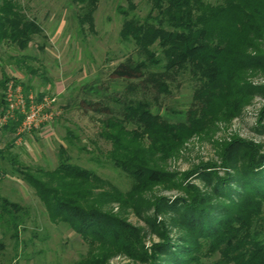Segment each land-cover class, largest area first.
<instances>
[{"label":"trees","instance_id":"trees-1","mask_svg":"<svg viewBox=\"0 0 264 264\" xmlns=\"http://www.w3.org/2000/svg\"><path fill=\"white\" fill-rule=\"evenodd\" d=\"M73 1L81 5L80 25L92 29L99 0ZM146 2L142 18L131 14L136 9L131 2L128 9H119L120 39L133 45L136 58L120 62L112 75L140 79L164 95L186 76L193 83V107L185 119L169 122L152 112L144 96L116 100L117 113L100 102H87L106 115L98 136L110 145L108 160L132 180L129 190L122 192L93 170L71 163L63 148L54 169H37V176L21 171L23 178L50 220L69 226L87 245L77 264H108L116 256L139 264H264V151L259 145L241 138L224 144L222 176L210 170L216 166L209 163L181 174L163 169V161L175 156L188 139L205 136L215 120L228 119L254 93L247 78L264 69L250 54L264 29V0ZM41 35L42 28L19 0H0V44L23 51ZM8 79L3 74L2 87ZM191 177L205 181L210 191L186 182ZM154 187L175 188L182 196L143 200ZM111 203L133 210L159 242L146 247L144 229L112 212ZM18 209L1 200L0 221L6 216L15 236ZM169 212L174 214L171 225L181 232L176 238L170 237L164 221L156 223L157 215Z\"/></svg>","mask_w":264,"mask_h":264},{"label":"rangeland","instance_id":"rangeland-1","mask_svg":"<svg viewBox=\"0 0 264 264\" xmlns=\"http://www.w3.org/2000/svg\"><path fill=\"white\" fill-rule=\"evenodd\" d=\"M19 2L40 25L43 36H34L23 51L0 44V203L7 199L19 207L15 213L17 236L12 226L5 223L6 216L0 221V264H77L87 253V245L69 226L50 220L48 210L21 171L37 176V169H54L63 148L71 163L93 170L122 192L129 190L132 180L108 160L110 145L98 136L106 115L94 111L87 102H100L117 113L120 105L116 100L144 96L153 113L178 123L193 107V83L186 76L179 78L172 84L171 93L164 95L145 87L146 82L140 79L124 80L112 75L120 62L136 58L133 45L120 39L123 16L119 9H128L131 2L136 6L131 14L142 18L148 11L146 0H99L92 29L88 24L80 25L77 16L81 5L73 0ZM257 38L256 49L250 54L257 56L256 65L264 68V29ZM3 74L9 78L4 87ZM247 82L254 87V93L238 104L228 119L215 120L205 136L188 139L175 156L163 161L164 170L181 174L209 163L216 166L210 170L222 176L220 154L232 138L253 142L264 151V69L252 71ZM9 85L19 88L23 98L32 96L37 104L47 103L38 125L22 130L25 116L17 108L7 114L8 119L1 120L7 111ZM186 182L210 191L205 181L191 177ZM154 196L172 200L182 194L175 188L154 187L142 195L143 200ZM109 207L144 229L146 247L159 242L133 210H121L116 203ZM171 218V212L157 215L156 223L164 221L170 237L176 238L181 232L171 225ZM108 264L139 263L116 256Z\"/></svg>","mask_w":264,"mask_h":264},{"label":"built area","instance_id":"built-area-1","mask_svg":"<svg viewBox=\"0 0 264 264\" xmlns=\"http://www.w3.org/2000/svg\"><path fill=\"white\" fill-rule=\"evenodd\" d=\"M16 91V92H15ZM28 100V102H27ZM47 102V101H45ZM47 103L42 102L41 104H37L33 101L32 96L28 98H23L22 94H20L19 88H13L11 85L8 86L6 92V114L2 117V121H5L9 118L7 114L11 115L16 108L21 111L23 114L24 120L22 121V130L29 129L35 127L39 123L37 122L42 115L43 105Z\"/></svg>","mask_w":264,"mask_h":264}]
</instances>
